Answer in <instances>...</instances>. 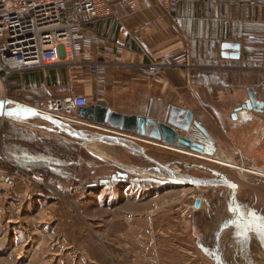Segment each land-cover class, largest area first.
Returning a JSON list of instances; mask_svg holds the SVG:
<instances>
[{"label": "rangeland", "instance_id": "rangeland-1", "mask_svg": "<svg viewBox=\"0 0 264 264\" xmlns=\"http://www.w3.org/2000/svg\"><path fill=\"white\" fill-rule=\"evenodd\" d=\"M26 128L7 120L0 122V264H213L192 243L200 232L210 234L212 226L220 231L219 250L238 257L225 260L226 264H264V228L259 233V222L250 219L249 212L236 201L239 195H254L256 182L258 187L264 185V180L255 178L249 181L254 183L250 186L236 171L245 177L246 169L263 174L260 166L264 164V147L256 161H250L249 145L241 147V154L235 158L230 134L219 132L221 142H217L223 144L224 153L231 159L247 160L245 164L232 162L229 167L210 160L219 157L177 153L144 138L140 143L145 154L154 153L155 159L148 161L146 155H141L132 168L125 162L127 156L121 161L112 159L100 142H95L94 148L69 138L41 139ZM40 143L47 144V155L39 153ZM27 150L37 153L27 155ZM29 155L33 159L56 160V165L36 164L30 169L51 168L50 186L65 197L26 181L20 180L14 187L5 183L11 168L8 159L27 157L26 161H30ZM125 173L129 177L126 181L103 182ZM226 175L241 187L239 194L236 187L225 183L231 196L235 195V199L228 196L229 202L226 196H216L218 189L207 191L188 184L204 179L219 185ZM70 184L81 188L69 193ZM197 195L214 200L216 208L206 204L194 212L192 202ZM242 198L239 199L243 201ZM259 200L264 205L261 196Z\"/></svg>", "mask_w": 264, "mask_h": 264}, {"label": "crops", "instance_id": "crops-1", "mask_svg": "<svg viewBox=\"0 0 264 264\" xmlns=\"http://www.w3.org/2000/svg\"><path fill=\"white\" fill-rule=\"evenodd\" d=\"M138 18L139 20L148 19L152 23V29L145 37V45L151 55L158 56L175 47L188 44L189 64L178 69H170L158 78H148L146 68L136 64H147L149 57L143 56V52L138 46L128 40L123 51L125 65L109 66L105 82H99L92 76L88 67H77L70 64H47L43 69H31L16 73L10 77L6 85L0 83V94L3 93V96L0 97V105H2L0 106V122L7 120L26 126V129L35 132L41 139L44 136L50 138L49 140H54V137L69 138L73 142L75 140L74 143L79 142L83 146L100 142L107 148L105 153L112 159L121 161L127 156L125 162L133 168V164L138 163L141 155H146L148 161H151L152 158L155 159L154 153L145 154V150L142 148L144 145L140 141L146 139L140 138L134 132L120 133L117 128L109 126L80 127L71 125L74 129L96 131L101 134V138L98 140L72 136L61 128V125H57V123L68 125L67 123L34 111H24L23 114L15 113V115L18 114L16 119L12 117L15 116L12 113L7 116L8 110L16 106L9 100L23 102L49 94L63 96L76 93L87 96L90 100L89 105L102 103L113 111L123 114H150L158 119H163L169 109L178 106L192 112L201 126L215 140L221 142V139H218L219 132L230 134V139L234 141L232 152L235 158L241 154L239 150L241 147L249 145L251 161L260 159L259 155H262L264 141L260 140L257 145L252 147V139L248 143L245 139L249 134L259 135L261 127H264V121L257 122L255 117L250 122H242L239 119H234L232 115L236 111V107L248 98L249 87H254L258 94V100L264 102V91L261 90L264 86V0H182L178 7L170 12L160 9H144L139 12ZM113 23L112 21V23L102 24L101 21V23L92 26L95 30L98 28L99 33L109 27L104 30L106 38L114 42L118 39V31L117 26ZM87 121L93 124V122ZM96 128L99 130H95ZM255 130L256 132H254ZM220 142L219 146L223 147ZM41 148L42 153H39L47 155V144L43 146L41 144ZM26 152L28 154L37 153L31 150ZM213 156L219 157L217 159L221 161L235 164H245L247 161L231 159L232 156L226 153L213 154ZM26 159L19 157L8 160L11 162V167L12 164L20 163V165H24L25 169H30L31 165L39 164L38 161H41L40 159L26 161ZM45 162L44 165H48V163L51 165V162L53 165L58 164L56 160ZM53 171L57 172L56 169ZM236 171L239 178L247 180L246 184L250 186L254 185L253 182H249L250 180L255 178L264 180V176L257 173L243 172L248 176L245 177L239 170ZM112 177L124 181L129 179L127 173L123 177L119 175ZM227 179L230 178L226 175V179L219 182V185L226 187L219 186L213 181L206 180L204 182V179L191 185L197 188H207V191L218 189L216 196H226L228 201V196H231L232 193L229 191V185L225 183L236 187L239 194L241 187L239 188V185L231 182L232 179L230 181ZM60 181L59 178L58 182ZM110 183L116 182L111 181ZM256 183L255 190L257 191L254 192V195L246 194V197H243L238 194L236 201L249 212L250 219L259 222V233H262L263 230L261 231L260 228H264L261 227L262 222L264 223V205L260 204L259 197L264 199V185L258 187V182ZM247 190L251 191L252 188H247ZM208 196L212 197L213 194ZM198 197L201 198L202 203L200 208L194 212L201 211L206 204L211 209L215 207L214 200H209L204 195L194 197L193 205ZM231 197L235 199V195ZM240 197H243V201L239 199ZM210 229L213 230L210 234L200 232L198 235L195 234L196 237L192 241L200 253L213 261V264H226L225 260L238 258L233 257L234 255L230 257L225 254L224 250H219L220 231L213 226ZM241 243L246 246L245 241ZM245 246L242 248L243 251H245ZM190 251L195 252L194 249Z\"/></svg>", "mask_w": 264, "mask_h": 264}, {"label": "built area", "instance_id": "built-area-1", "mask_svg": "<svg viewBox=\"0 0 264 264\" xmlns=\"http://www.w3.org/2000/svg\"><path fill=\"white\" fill-rule=\"evenodd\" d=\"M180 1L0 0V82L6 85L12 75L43 69L47 64L86 66L99 82H105L109 66L125 65L123 51L128 40L138 46L143 56L149 57L147 64H136L146 68L148 78H158L170 69L188 65V44L158 56L151 55L145 37L152 29V23L138 18L144 9L170 12ZM106 20H112L117 26L118 39L114 42L92 26ZM261 90L264 91V86ZM12 102L69 125L93 126L78 116L79 108L90 104L83 94H49L30 101ZM20 180L49 188L56 195L65 197L62 191L50 186L53 175L49 167L30 170L12 165L6 173L5 183L14 187ZM80 188L70 184L68 192H78Z\"/></svg>", "mask_w": 264, "mask_h": 264}, {"label": "water", "instance_id": "water-1", "mask_svg": "<svg viewBox=\"0 0 264 264\" xmlns=\"http://www.w3.org/2000/svg\"><path fill=\"white\" fill-rule=\"evenodd\" d=\"M248 101L250 107L253 108H264V102L258 100V94L254 87L248 88ZM15 107H23L20 103H15ZM78 116L93 122V126L103 127L109 126L117 128L120 133L134 132L135 134H141L143 136L149 135L153 141L162 142L168 146L178 147L185 152H193L196 150H201L202 145L194 142L191 137H187L180 133L179 129L182 131H190V121L189 123L182 127L181 125L175 124L173 122H162L153 117H145L142 115H133V114H123L117 111H113L109 106L102 103H96L88 105L85 107H80L78 110ZM57 123V122H56ZM194 124L196 127L203 133L206 137L210 138L212 141L214 139L209 135L208 131L202 127L199 122L195 121ZM61 125L60 127L65 129V131L72 136H81L84 138H92L98 140L101 138V134H98L96 131H86L84 129H74L71 125ZM150 126L153 127L150 132ZM95 128V127H94ZM96 128L95 130H97ZM99 130V129H98ZM142 138V137H140ZM151 141V140H150ZM209 155H213L209 153ZM122 179L112 177L109 179L103 180L104 183L119 182ZM202 200L198 197L195 200L194 206L196 209H199L201 206Z\"/></svg>", "mask_w": 264, "mask_h": 264}, {"label": "flooded vegetation", "instance_id": "flooded-vegetation-1", "mask_svg": "<svg viewBox=\"0 0 264 264\" xmlns=\"http://www.w3.org/2000/svg\"><path fill=\"white\" fill-rule=\"evenodd\" d=\"M249 99L247 98L246 100H244V102H242V104L238 107H236V111L233 113L232 117L234 119H239L242 122H250L252 121L255 117H256V121L257 122H262L264 121V109L263 108H253L250 107L249 105ZM256 114H258L257 116H255ZM145 117H153L156 118L150 114H145L142 115ZM158 119V118H156ZM159 121L162 122H173L175 124L181 125L182 127L186 126L189 121H190V131L185 132L182 131L183 129H179L180 133H182L183 135H186L187 137H191L194 142L202 145L201 150H196L193 152L196 153H203V154H208L212 153L215 155H222L224 153V149L222 146H219L217 140L214 139V141H212L210 138L206 137L203 133H201V131L196 127V125L194 124L195 121H197V119L195 118V116L193 115L192 112L185 110L184 108L178 107V106H174L171 109L168 110L166 116L163 119H158ZM199 122V121H197ZM200 124V122H199ZM201 125V124H200ZM153 127L150 126V132L152 131ZM261 132H259V135H256L255 133L252 135H247L245 141L248 143L250 139L251 140V145L252 147H254L255 145H257L259 143L260 140L264 141V127H261ZM256 132V130L254 131ZM139 137H142L143 139H151L152 138L149 135L143 136L141 134H138ZM251 157H250V161H251ZM264 166V164H263ZM263 166H260V168L263 170ZM191 185V183H188Z\"/></svg>", "mask_w": 264, "mask_h": 264}, {"label": "bare ground", "instance_id": "bare-ground-1", "mask_svg": "<svg viewBox=\"0 0 264 264\" xmlns=\"http://www.w3.org/2000/svg\"><path fill=\"white\" fill-rule=\"evenodd\" d=\"M1 83V82H0ZM2 84V83H1ZM25 109H27L26 107H24L23 106V109H21V110H19L18 109V111L17 110H13L12 108L10 109V110H8L9 112L7 113V116L10 114V113H12V114H14L15 115V113H18V114H23V112L24 111H30L29 109H27V110H25ZM18 114H16V115H18ZM25 114V113H24ZM11 115V114H10ZM12 116L13 118H15L16 119V117L17 116ZM96 127V126H95ZM78 140V139H77ZM145 140V139H144ZM92 141V140H91ZM142 141V140H141ZM84 142V141H83ZM146 142H152V144H154V145H161V147H164V148H166V149H173V150H175V151H177V153L179 152V153H183V154H188V155H192V156H198V157H200V158H205V156H202V155H200V154H192V153H190V152H185V151H182L181 149H179L178 147H174V146H168L167 144H164V143H158V142H155V141H149V140H146ZM85 143V142H84ZM88 143V142H87ZM89 146L90 147H96L95 146V142H93V143H90L89 144ZM172 151V150H171ZM182 154V155H183ZM181 155V154H180ZM207 159H208V157H207ZM210 159V158H209ZM210 160H212V161H214V162H217L218 164H224V165H227V166H229V167H231V166H233L232 164H230V163H228V162H225V161H221V160H217V159H210ZM245 171H247V172H251V173H257L258 175H262V176H264V173L262 174V173H260V172H256L255 170H252V169H246ZM238 218H239V216H238Z\"/></svg>", "mask_w": 264, "mask_h": 264}, {"label": "trees", "instance_id": "trees-1", "mask_svg": "<svg viewBox=\"0 0 264 264\" xmlns=\"http://www.w3.org/2000/svg\"><path fill=\"white\" fill-rule=\"evenodd\" d=\"M107 22H111L112 23V20H106V21H102V24L103 23H107ZM97 23H101V21H97V22H95V23H93V24H97ZM92 24V25H93ZM114 24V23H113ZM104 28V27H103ZM109 28V27H108ZM107 27L105 28V29H103L102 30V33H99L98 32V28H96V31L100 34V35H102V36H104V37H107L106 36V33H105V31L104 30H106V29H108ZM105 34V35H104ZM9 151H10V149H9ZM26 154L28 155V153L26 152ZM29 159H31V160H33V158L31 157V155H29ZM38 160V159H37ZM28 161V160H27ZM38 163L39 164H41V165H44L46 162L44 161V160H41V161H38ZM17 165H20V164H17ZM20 166H22L23 168H25L23 165H20ZM44 167H42V169H43ZM27 169V168H26ZM41 169V168H40ZM30 170H38V169H30Z\"/></svg>", "mask_w": 264, "mask_h": 264}, {"label": "snow or ice", "instance_id": "snow-or-ice-1", "mask_svg": "<svg viewBox=\"0 0 264 264\" xmlns=\"http://www.w3.org/2000/svg\"><path fill=\"white\" fill-rule=\"evenodd\" d=\"M0 106H2V105H0Z\"/></svg>", "mask_w": 264, "mask_h": 264}]
</instances>
